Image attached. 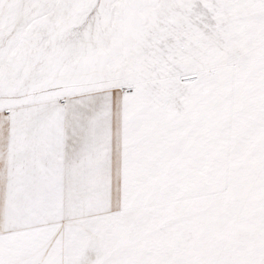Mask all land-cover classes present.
Wrapping results in <instances>:
<instances>
[{
  "label": "snow or ice",
  "instance_id": "snow-or-ice-1",
  "mask_svg": "<svg viewBox=\"0 0 264 264\" xmlns=\"http://www.w3.org/2000/svg\"><path fill=\"white\" fill-rule=\"evenodd\" d=\"M0 264H264V0H0Z\"/></svg>",
  "mask_w": 264,
  "mask_h": 264
}]
</instances>
